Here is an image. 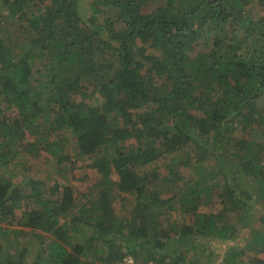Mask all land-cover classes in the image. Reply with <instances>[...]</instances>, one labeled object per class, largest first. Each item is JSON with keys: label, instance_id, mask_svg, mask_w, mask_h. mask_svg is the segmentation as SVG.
I'll use <instances>...</instances> for the list:
<instances>
[{"label": "trees", "instance_id": "trees-1", "mask_svg": "<svg viewBox=\"0 0 264 264\" xmlns=\"http://www.w3.org/2000/svg\"><path fill=\"white\" fill-rule=\"evenodd\" d=\"M252 4L264 11V0H0V30L12 19L26 40L18 55L0 39V264H201L161 253L173 203L192 216L179 245L248 227L240 214L264 209V15L253 19ZM68 134L96 173L78 197L46 187L29 162H72ZM208 164L209 179L181 191L154 175L191 166L203 179ZM214 199L219 212L199 211ZM252 239L264 253V231ZM231 252L225 264H238L244 251Z\"/></svg>", "mask_w": 264, "mask_h": 264}, {"label": "rangeland", "instance_id": "rangeland-1", "mask_svg": "<svg viewBox=\"0 0 264 264\" xmlns=\"http://www.w3.org/2000/svg\"><path fill=\"white\" fill-rule=\"evenodd\" d=\"M82 5H84V2ZM247 10L249 11V13L251 11V16L255 20L264 15V11L260 8L259 5H249L247 7ZM3 13L5 14V12ZM4 14H1L0 18H3L2 16H4ZM85 14L88 15L87 13ZM1 24H3V26H1L0 30V39L4 41L5 44L12 50L17 44H22L23 48V46L26 44V40L17 31V24L12 19H9L5 22H1ZM13 51L18 53V55L21 54L17 49H14ZM22 51L23 50L21 49V52ZM38 68H40V63H36V67H34V70ZM242 137L245 139L251 137L252 139V134L245 133L244 135H242ZM67 138L69 141V147L64 150L63 153L66 156L69 155L71 159L73 158L72 162L70 160L66 161L64 164L59 165L54 159L48 161L47 156L45 155H41L38 159L34 161L30 160L29 162L35 166V170L33 172L34 178L43 181L46 184V187L52 186L55 182H58L61 185H70L76 191V196L78 197L81 190L91 187L92 183H94L96 173L93 170L91 171V163L89 160H81L76 158L77 147L75 143V138L69 134L67 135ZM129 143L131 142L128 141L126 144L128 145ZM144 150L149 151L148 149ZM190 155L192 156L194 161L199 159V155H195L194 153H191ZM180 157V154H174L173 156L166 158L164 163L172 164L170 162L171 158L180 159ZM146 169L147 168H145V170ZM211 170H213V167L211 164H208L205 169V172L203 173L204 178L202 179V177L198 175L195 168L191 166L182 167L174 165V167L170 169H165V166H160V168H158L154 175L158 182L161 181V179L170 180V178L173 177L171 179L172 183L170 184V186L172 187L173 184H176L177 186H179L178 189L181 191L182 188L184 189L188 184L198 183V181L200 180H203L204 182L208 180L209 178L206 177V172ZM172 173L174 174V176H171ZM208 183L214 185V190H216L215 188L218 189L221 187V185H223V179L220 175L215 173L212 176V180ZM162 190L163 191L160 194L161 198H167L171 196L172 193L169 189ZM134 202L135 200L133 197L127 196L126 198H124V200H116L113 206L115 207V210L119 213L120 216L121 208L124 206L130 208V205ZM173 206L176 208L175 210L166 209V215L161 216L159 218L163 226L167 228V235L169 239L168 246H165V250L161 253H166L169 257H171V260H173L172 256L174 255V252H183L185 253L186 260L196 259L201 264H225L224 258L230 257L232 254L231 251L235 248L238 250L242 249L244 251V256L240 259V262L235 260L238 264H248L251 258L259 259L260 261H262V264H264V253H258V255H254V252L249 249L251 246L255 245L254 239H252V241L249 243V247L246 246L248 241L251 239V235L253 237L254 234H257V232L264 230V227L262 228V226H260L261 221L258 218L259 216L257 215L258 212L259 214L261 213L262 215H264V209H260L262 212L257 211L256 217L254 214L255 210H251L248 212L243 211V213L240 214L242 215L241 219L242 221L247 223L248 227L247 229L245 228V230L240 228L236 238L232 239L231 241L221 242L218 239L206 238L202 236L196 237L195 235H190L186 239H181L184 243H181V245H179L177 243V239L180 238L178 233L179 229L182 227V225H191L192 216L190 214H185L181 209V205L173 203ZM220 210L221 205L219 204V201L215 199L211 204L201 206L199 209V211L202 213L214 214H216ZM239 218L240 217L238 213L229 212L228 215L225 217L224 222H227L230 225H234L239 228L240 225L234 224L241 223ZM251 229L253 231H250ZM248 233H250L251 235L249 236ZM128 239H131L130 235ZM182 246H184V248H181Z\"/></svg>", "mask_w": 264, "mask_h": 264}, {"label": "built area", "instance_id": "built-area-1", "mask_svg": "<svg viewBox=\"0 0 264 264\" xmlns=\"http://www.w3.org/2000/svg\"><path fill=\"white\" fill-rule=\"evenodd\" d=\"M120 264H136L134 259L131 256H126L122 259V261L120 262ZM152 264V263H149Z\"/></svg>", "mask_w": 264, "mask_h": 264}, {"label": "clouds", "instance_id": "clouds-1", "mask_svg": "<svg viewBox=\"0 0 264 264\" xmlns=\"http://www.w3.org/2000/svg\"><path fill=\"white\" fill-rule=\"evenodd\" d=\"M255 217H256V215H255ZM244 230H245V228H243ZM246 229H247V227H246ZM250 231H253L252 229L250 230ZM264 231V230H263ZM263 231H260V232H263ZM260 232H257V233H260ZM248 235L250 236V233H248ZM248 238V237H247ZM149 263H152V264H155V263H153V262H149ZM149 263H147V264H149Z\"/></svg>", "mask_w": 264, "mask_h": 264}]
</instances>
